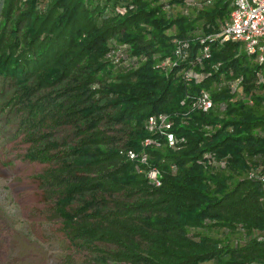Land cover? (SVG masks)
<instances>
[{
  "label": "trees",
  "instance_id": "obj_1",
  "mask_svg": "<svg viewBox=\"0 0 264 264\" xmlns=\"http://www.w3.org/2000/svg\"><path fill=\"white\" fill-rule=\"evenodd\" d=\"M187 3L0 0L5 116L23 115L27 159L49 164L39 179L51 219L86 253L82 264H264V187L245 178L264 156V97L249 106L230 88L242 80L248 96L256 91L258 66L240 43L216 38L231 0L197 2V18L172 14ZM113 40L135 60L125 71L108 59ZM202 91L226 110H199ZM160 114L173 145L147 129ZM130 152L146 153L147 164ZM214 229L224 239L192 233Z\"/></svg>",
  "mask_w": 264,
  "mask_h": 264
},
{
  "label": "rangeland",
  "instance_id": "obj_2",
  "mask_svg": "<svg viewBox=\"0 0 264 264\" xmlns=\"http://www.w3.org/2000/svg\"><path fill=\"white\" fill-rule=\"evenodd\" d=\"M197 7L194 1H191L186 9L175 7L172 14L179 13L187 18H197ZM110 46L108 59L113 63L115 59L116 69L125 71L130 68L135 60L129 61L126 57L128 48L116 40H113ZM118 57L120 62L117 61ZM3 90L5 88H2L0 93ZM1 94L0 264H63L69 256L75 258L76 264H82L86 253L75 252L65 238L59 221L51 219L54 202L47 198L48 193L39 179L50 166L27 159L31 144L27 142L26 132L19 122L23 115L14 111L5 116V109H9V96L5 99V92ZM57 132L70 131L68 128H62ZM70 135L72 136V133ZM195 232L224 239L223 231L218 229L211 232L193 230L192 233ZM230 240L235 241V238Z\"/></svg>",
  "mask_w": 264,
  "mask_h": 264
},
{
  "label": "built area",
  "instance_id": "obj_3",
  "mask_svg": "<svg viewBox=\"0 0 264 264\" xmlns=\"http://www.w3.org/2000/svg\"><path fill=\"white\" fill-rule=\"evenodd\" d=\"M191 1H194L198 6L197 8L201 6V4H198L195 0H188L187 7ZM205 1L206 6L212 5L214 2V0ZM231 7L232 11L229 21L222 27L221 32L216 38L221 43H240L244 52L253 61L254 65L258 66L254 72V82L258 89L249 96L248 93L243 92L242 88H240L242 80H237L230 84L232 94L236 95L234 100L242 98L247 105L255 106L256 101L254 97H264V0H231ZM181 50L182 44H179V53ZM203 56L205 58L209 57V47L203 49ZM117 61L120 62V57H118ZM114 64L117 65L115 59ZM169 65V62L163 63V66ZM183 75L187 79H201L200 75L194 74L192 70H184ZM259 87H263V89L259 90ZM261 103L264 111V100H262ZM195 106L203 112H209L211 110L224 112L226 110L225 104H215L208 91H202L199 94L196 98ZM146 125L149 132H160L166 136L169 145L174 144V136L170 133L172 124L167 115L160 114L151 116ZM144 144L145 146H149L153 144V141L147 139ZM129 156L131 160L139 158L142 164H147L148 162V155L146 153L139 156L134 152H130ZM148 178L157 186L161 184L156 169L149 170ZM245 178L260 183L264 187V156L258 157L256 164L246 173ZM262 201L264 202V198ZM256 238L264 242V232L257 233Z\"/></svg>",
  "mask_w": 264,
  "mask_h": 264
}]
</instances>
